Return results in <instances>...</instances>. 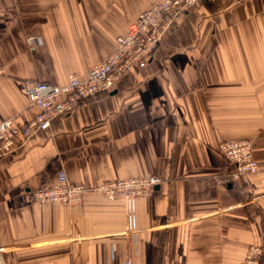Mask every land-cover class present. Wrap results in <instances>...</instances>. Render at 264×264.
<instances>
[{
    "label": "crops",
    "instance_id": "0c3cea01",
    "mask_svg": "<svg viewBox=\"0 0 264 264\" xmlns=\"http://www.w3.org/2000/svg\"><path fill=\"white\" fill-rule=\"evenodd\" d=\"M159 1L0 0V122L26 123L38 111L28 80L86 75ZM234 138L253 141L259 172L224 183L233 167L218 144ZM61 169L89 187L161 183L136 200L131 231L126 203L91 190L72 206L33 202ZM253 244L264 264V0L178 13L146 67L0 157V264H240Z\"/></svg>",
    "mask_w": 264,
    "mask_h": 264
},
{
    "label": "built area",
    "instance_id": "2783aa9c",
    "mask_svg": "<svg viewBox=\"0 0 264 264\" xmlns=\"http://www.w3.org/2000/svg\"><path fill=\"white\" fill-rule=\"evenodd\" d=\"M204 1L206 0H161L153 4L129 24L125 34L117 38L110 55L93 66L84 76L71 73L64 84L28 80L25 88L28 101L38 111L24 124L17 123L13 118L0 122V157L29 145L34 134L49 129L55 117L72 112L85 98L98 92L113 90L126 73L135 68L146 67L167 30L175 23L177 14L196 8ZM27 41L33 52L43 45V39L39 35H31ZM4 73L5 69L0 64V80ZM218 150L233 167L221 182L248 179L259 172V163L254 156V143L251 139L222 140L218 144ZM58 179L57 185H43L33 190L30 199L40 204L62 202L72 206L78 204L88 190L107 200L120 199L127 205L131 231V213L136 200L151 194L161 183L158 176L150 175L106 179L89 187L84 183L71 182L64 169L59 170ZM262 252L260 245L253 244L240 264H259ZM124 264L133 262L128 258Z\"/></svg>",
    "mask_w": 264,
    "mask_h": 264
}]
</instances>
